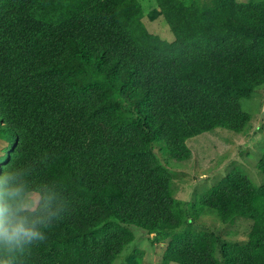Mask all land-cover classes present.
Listing matches in <instances>:
<instances>
[{"label": "trees", "instance_id": "1", "mask_svg": "<svg viewBox=\"0 0 264 264\" xmlns=\"http://www.w3.org/2000/svg\"><path fill=\"white\" fill-rule=\"evenodd\" d=\"M156 1L171 41L139 0H0V119L14 135L0 171L71 202L27 264H117L132 226L170 236L165 264H264V183L236 167L201 194L223 223L252 221L245 243L222 244L182 230L186 202L154 153L189 159V138L245 130L242 100L264 86V0Z\"/></svg>", "mask_w": 264, "mask_h": 264}, {"label": "rangeland", "instance_id": "2", "mask_svg": "<svg viewBox=\"0 0 264 264\" xmlns=\"http://www.w3.org/2000/svg\"><path fill=\"white\" fill-rule=\"evenodd\" d=\"M248 2L249 0H236ZM145 17L144 24L150 32L167 40L174 35L163 16L152 19L150 13L157 8L156 0H139ZM242 107L252 115V119L241 133L225 129H213L187 140L192 150L189 159L178 160L171 156L164 144H155L154 153L162 166L173 177L172 192L176 198L186 202L189 222L183 231L214 232L222 244L245 243L252 227V221L237 217L230 223H223L216 212L198 209L197 202L203 192L216 185L236 167L244 168L257 185L264 183V174L256 164L264 153V86L242 100ZM11 130L0 119V165L5 163L12 151L14 137ZM134 241L117 260L125 264L129 254L137 256L141 264H165V253L170 236L149 234L132 226ZM219 257L221 258L220 254Z\"/></svg>", "mask_w": 264, "mask_h": 264}, {"label": "clouds", "instance_id": "3", "mask_svg": "<svg viewBox=\"0 0 264 264\" xmlns=\"http://www.w3.org/2000/svg\"><path fill=\"white\" fill-rule=\"evenodd\" d=\"M69 208L71 202L65 205L54 188L34 184L22 169L0 171V264H27Z\"/></svg>", "mask_w": 264, "mask_h": 264}, {"label": "water", "instance_id": "4", "mask_svg": "<svg viewBox=\"0 0 264 264\" xmlns=\"http://www.w3.org/2000/svg\"><path fill=\"white\" fill-rule=\"evenodd\" d=\"M264 119V108H263V113H262V116H261V120Z\"/></svg>", "mask_w": 264, "mask_h": 264}]
</instances>
